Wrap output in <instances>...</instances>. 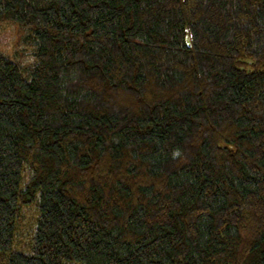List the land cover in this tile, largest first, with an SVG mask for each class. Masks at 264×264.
<instances>
[{"label":"trees","instance_id":"16d2710c","mask_svg":"<svg viewBox=\"0 0 264 264\" xmlns=\"http://www.w3.org/2000/svg\"><path fill=\"white\" fill-rule=\"evenodd\" d=\"M2 23L27 35L0 54V264H264V0H0Z\"/></svg>","mask_w":264,"mask_h":264},{"label":"rangeland","instance_id":"374dc122","mask_svg":"<svg viewBox=\"0 0 264 264\" xmlns=\"http://www.w3.org/2000/svg\"><path fill=\"white\" fill-rule=\"evenodd\" d=\"M26 32L15 25L0 24V54H5L15 59V54L25 46L23 39L27 35ZM30 176L31 174L26 169L22 188L25 189ZM38 216V209L35 205L21 204L13 244L15 251L27 253L30 250Z\"/></svg>","mask_w":264,"mask_h":264}]
</instances>
